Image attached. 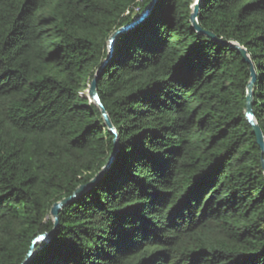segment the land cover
Instances as JSON below:
<instances>
[{
    "label": "trees",
    "instance_id": "1",
    "mask_svg": "<svg viewBox=\"0 0 264 264\" xmlns=\"http://www.w3.org/2000/svg\"><path fill=\"white\" fill-rule=\"evenodd\" d=\"M0 0V264H264V0ZM149 16L144 18V14ZM140 21V22H139ZM99 82L120 138L86 95Z\"/></svg>",
    "mask_w": 264,
    "mask_h": 264
},
{
    "label": "water",
    "instance_id": "2",
    "mask_svg": "<svg viewBox=\"0 0 264 264\" xmlns=\"http://www.w3.org/2000/svg\"><path fill=\"white\" fill-rule=\"evenodd\" d=\"M201 6H202V0H199V3H195V5H194V12L191 16V21L193 23V26L198 33H200L202 35H206V36H208L214 40H217V37L213 33L203 30V28L201 27V25L199 23V15L201 12ZM148 16H149L148 12L145 13L144 18L141 19V21L145 20ZM139 22L134 23L132 25H128L126 27H123L112 35V37L109 41V57L106 59L104 64L99 69L97 76H96L95 80L93 81V83L91 84L90 89H89L92 102L100 107V109L103 113L104 119H105L106 126L111 131V133L116 137L114 150H113L107 164L105 165V167L101 170V172L98 173V175L92 181H90V183H88L85 186L80 187L74 193V195L72 197L64 199L63 201L58 202L54 205V207L52 208L51 214L55 220L56 228L58 227V216H59L60 211L67 204L71 203L75 198L85 194L88 191V189L99 184L103 180L105 175L108 173V171H110V169L113 167L114 163L116 162V160L118 158V155L120 152V148H119L120 135H119L116 127L114 126V124H113V122L109 116V113L105 109V106H104L103 101L101 99V96L99 93V82L101 81V79L104 76L106 67L110 64V62L114 58L118 40L120 39V37L122 35H124L126 32L130 31L137 24H139ZM230 45H232L236 50H238L245 57L246 61L249 62L253 66L252 67V79H251V82L248 86L246 115H247V120H248L249 124L253 128V133L257 138L258 145H259L261 152H262V156H263L262 167L264 170V133H263V131H262L257 119H256V114H255V110H254L255 87L257 84V80H258V74H257V71L254 67V62L251 59L249 51L245 47L240 46L239 44H230ZM54 232L55 231L45 233V234L37 237L35 239V241L33 242V245L31 247L26 259L23 261L22 264H30L32 262L34 256H35L36 252H37L38 246L41 245L42 243L48 242L53 237Z\"/></svg>",
    "mask_w": 264,
    "mask_h": 264
},
{
    "label": "rangeland",
    "instance_id": "3",
    "mask_svg": "<svg viewBox=\"0 0 264 264\" xmlns=\"http://www.w3.org/2000/svg\"><path fill=\"white\" fill-rule=\"evenodd\" d=\"M85 95L91 100V96H90L89 90L88 91L86 90Z\"/></svg>",
    "mask_w": 264,
    "mask_h": 264
},
{
    "label": "snow or ice",
    "instance_id": "4",
    "mask_svg": "<svg viewBox=\"0 0 264 264\" xmlns=\"http://www.w3.org/2000/svg\"><path fill=\"white\" fill-rule=\"evenodd\" d=\"M195 3H199V0H195Z\"/></svg>",
    "mask_w": 264,
    "mask_h": 264
}]
</instances>
